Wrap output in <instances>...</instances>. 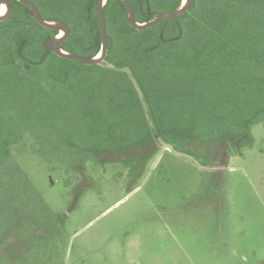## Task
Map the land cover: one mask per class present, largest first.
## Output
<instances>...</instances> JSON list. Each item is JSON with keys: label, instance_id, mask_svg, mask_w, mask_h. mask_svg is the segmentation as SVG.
Wrapping results in <instances>:
<instances>
[{"label": "trees", "instance_id": "obj_1", "mask_svg": "<svg viewBox=\"0 0 264 264\" xmlns=\"http://www.w3.org/2000/svg\"><path fill=\"white\" fill-rule=\"evenodd\" d=\"M96 1L60 18L32 0L44 19L69 24L62 48L90 58L102 49ZM182 1L130 4L146 22ZM10 2L0 20V262L12 227L25 221L23 234L41 238V214L51 212L17 151L76 170L96 148L157 142L209 167L211 156L197 148L221 143L244 155L252 127L264 126V0H193L179 18L143 30L128 22L124 0H106L108 49L93 65L47 49L58 30L22 1ZM157 150L132 158L146 166Z\"/></svg>", "mask_w": 264, "mask_h": 264}, {"label": "rangeland", "instance_id": "obj_2", "mask_svg": "<svg viewBox=\"0 0 264 264\" xmlns=\"http://www.w3.org/2000/svg\"><path fill=\"white\" fill-rule=\"evenodd\" d=\"M34 1L61 18L88 0ZM252 134L244 155L221 143L197 148L211 156L209 167L157 142L93 148L76 170L17 151L51 212L41 214V238L23 234L25 221L12 227L0 263L264 264L263 124ZM156 146L146 166L132 158Z\"/></svg>", "mask_w": 264, "mask_h": 264}, {"label": "water", "instance_id": "obj_3", "mask_svg": "<svg viewBox=\"0 0 264 264\" xmlns=\"http://www.w3.org/2000/svg\"><path fill=\"white\" fill-rule=\"evenodd\" d=\"M22 1V3L24 5L29 6L36 19L39 21V23L45 27L48 28H52V29H56L59 31H63L64 34H62L61 36H57L54 39H49L47 41V43L45 44L47 49H53L55 54H57L60 57H64V58H68V59H72V60H76V61H80L82 63H87L90 65L93 64H99L102 63L105 57V54L107 52L108 49V33L106 30V15L104 13V5H105V1L106 0H98L97 2V11H98V15H99V21H100V27H101V32H102V49L101 52H99V54L97 56H95L94 58H90V57H85L82 55H76L73 54L71 52H67L62 48L63 42L64 40L67 38L68 34H70V26L68 25V23L64 22V21H56V20H46L44 19L42 16V13L40 12L38 6L30 1V0H20ZM193 2V0H183L180 3V6L177 7L175 10L173 11H165L162 13H158L154 19L150 20V21H146V22H138L136 20V13L134 8L132 7V5L130 4V0H124V3L127 7L128 10V22L135 28L138 29H146V28H150L156 24H158L159 22H161L163 19H167V18H179L180 16H182L183 14H185L191 3ZM5 4L7 7V11L5 14H0V20L6 19L8 15H10L11 13V5L9 3V0H0V5ZM150 9V6L148 4V10Z\"/></svg>", "mask_w": 264, "mask_h": 264}, {"label": "bare ground", "instance_id": "obj_4", "mask_svg": "<svg viewBox=\"0 0 264 264\" xmlns=\"http://www.w3.org/2000/svg\"><path fill=\"white\" fill-rule=\"evenodd\" d=\"M7 11V7H6V5L4 4V5H1V8H0V14H5L6 13V11ZM64 34V33H63ZM62 34H60L59 36H61Z\"/></svg>", "mask_w": 264, "mask_h": 264}, {"label": "flooded vegetation", "instance_id": "obj_5", "mask_svg": "<svg viewBox=\"0 0 264 264\" xmlns=\"http://www.w3.org/2000/svg\"><path fill=\"white\" fill-rule=\"evenodd\" d=\"M10 1H11V0H9V3H11ZM97 2H98V0L96 1V6H97ZM105 2H106V1H105ZM2 5H4V4H2ZM5 11H6V10H5ZM66 23H67V22H66ZM68 25H69V24H68ZM58 32H59V34H57V36H59V35L61 34V31L58 30ZM70 32H71V28H70ZM68 35H69V34H68ZM57 36H56V37H57ZM65 40H66V39H65ZM65 40H64V41H65Z\"/></svg>", "mask_w": 264, "mask_h": 264}]
</instances>
